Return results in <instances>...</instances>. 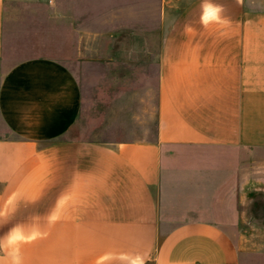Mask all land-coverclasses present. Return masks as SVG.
I'll return each instance as SVG.
<instances>
[{
	"label": "crops",
	"instance_id": "0c3cea01",
	"mask_svg": "<svg viewBox=\"0 0 264 264\" xmlns=\"http://www.w3.org/2000/svg\"><path fill=\"white\" fill-rule=\"evenodd\" d=\"M210 2L156 0L155 137L104 142L64 60L6 66L0 0V264L14 226L22 264H264V0Z\"/></svg>",
	"mask_w": 264,
	"mask_h": 264
},
{
	"label": "rangeland",
	"instance_id": "374dc122",
	"mask_svg": "<svg viewBox=\"0 0 264 264\" xmlns=\"http://www.w3.org/2000/svg\"><path fill=\"white\" fill-rule=\"evenodd\" d=\"M71 3H78V8L63 14L61 0H14L4 27L6 66L41 55L62 59L82 86L80 124L86 137L104 142L154 138L156 0ZM142 32L148 37H142ZM142 47L149 48L147 54ZM246 227L239 231L251 235V226Z\"/></svg>",
	"mask_w": 264,
	"mask_h": 264
},
{
	"label": "clouds",
	"instance_id": "9594fccd",
	"mask_svg": "<svg viewBox=\"0 0 264 264\" xmlns=\"http://www.w3.org/2000/svg\"><path fill=\"white\" fill-rule=\"evenodd\" d=\"M202 14H201V23L207 27L210 23L220 22L219 13L223 10L222 6L215 5L210 2V0H205V3L202 5ZM7 242L9 248L12 251L9 253L12 257L11 264H22L21 258L19 255L18 247H15L21 242H25L28 238L25 237L22 231L18 226H14L12 229H9V232L6 234ZM3 243L0 242V250H3ZM119 260L122 262H126V264H147L145 258L141 255L130 256L128 254H120ZM103 261H111L113 259L111 254H106L105 256L100 258Z\"/></svg>",
	"mask_w": 264,
	"mask_h": 264
}]
</instances>
